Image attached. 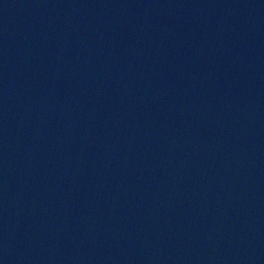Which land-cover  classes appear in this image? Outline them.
<instances>
[{
	"label": "water",
	"instance_id": "95a60500",
	"mask_svg": "<svg viewBox=\"0 0 264 264\" xmlns=\"http://www.w3.org/2000/svg\"><path fill=\"white\" fill-rule=\"evenodd\" d=\"M0 264H264V0H0Z\"/></svg>",
	"mask_w": 264,
	"mask_h": 264
}]
</instances>
